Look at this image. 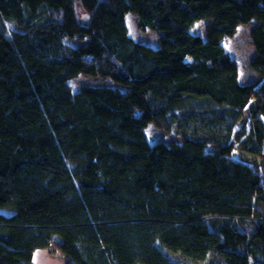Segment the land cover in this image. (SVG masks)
Returning <instances> with one entry per match:
<instances>
[{"label":"trees","instance_id":"obj_1","mask_svg":"<svg viewBox=\"0 0 264 264\" xmlns=\"http://www.w3.org/2000/svg\"><path fill=\"white\" fill-rule=\"evenodd\" d=\"M251 21L242 82L223 39ZM78 74L111 83L74 91ZM263 156L264 0H0V264L49 246L65 264H264Z\"/></svg>","mask_w":264,"mask_h":264},{"label":"rangeland","instance_id":"obj_2","mask_svg":"<svg viewBox=\"0 0 264 264\" xmlns=\"http://www.w3.org/2000/svg\"><path fill=\"white\" fill-rule=\"evenodd\" d=\"M78 12L80 14V9ZM126 21L129 33L134 39L154 47L159 45L158 37L161 34L160 31L152 30L150 28L146 30L139 29L137 26L138 19L134 13H128ZM253 22L254 21L244 25H239L233 36L225 37L223 39L225 48L230 53L231 57L238 63L239 76L242 82L249 81L256 76L249 66V62L254 56V48L250 39V30L255 26V23ZM205 24L206 23L204 21L196 22L193 27L194 32L204 35ZM83 40L85 39H81L78 36L68 39L67 42L70 44H76ZM69 83L71 84L72 89L76 91L84 85L110 84L111 81L108 78L101 76L78 74L76 77L71 79ZM146 132L151 141H181V137L176 133H165L153 125H149ZM262 158H257V161L259 164H263L264 167V156ZM60 162V160L51 157L49 162L43 164H32L18 169V171L14 174L13 180L9 181L10 193L5 199L9 202L20 200L24 196L26 190L35 183L39 174L48 171L56 165H60ZM65 260L64 255L58 251L56 247L49 246L48 248L36 250L34 252L32 262L33 264H65Z\"/></svg>","mask_w":264,"mask_h":264},{"label":"water","instance_id":"obj_3","mask_svg":"<svg viewBox=\"0 0 264 264\" xmlns=\"http://www.w3.org/2000/svg\"><path fill=\"white\" fill-rule=\"evenodd\" d=\"M53 241H54L55 243H57V244H61V243H62L61 238H60L59 236H57V235H55V236L53 237Z\"/></svg>","mask_w":264,"mask_h":264}]
</instances>
